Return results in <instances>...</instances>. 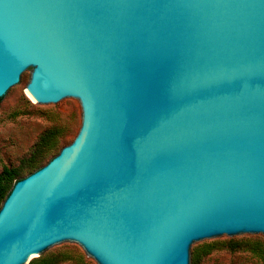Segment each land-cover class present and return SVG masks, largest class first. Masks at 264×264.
<instances>
[{
	"label": "water",
	"instance_id": "95a60500",
	"mask_svg": "<svg viewBox=\"0 0 264 264\" xmlns=\"http://www.w3.org/2000/svg\"><path fill=\"white\" fill-rule=\"evenodd\" d=\"M82 105L73 141L0 207V264L77 244L192 264L264 238V0H0V101Z\"/></svg>",
	"mask_w": 264,
	"mask_h": 264
},
{
	"label": "rangeland",
	"instance_id": "374dc122",
	"mask_svg": "<svg viewBox=\"0 0 264 264\" xmlns=\"http://www.w3.org/2000/svg\"><path fill=\"white\" fill-rule=\"evenodd\" d=\"M29 74L23 89L5 102L0 101V172L4 166L17 167L30 156L40 136L56 128V144L49 150L38 168L46 164L65 145L71 143L82 123V105L70 100L61 108H43L26 93ZM36 170V169H35ZM27 171H23L26 176ZM256 244L264 252L263 237L220 239L194 246V253L201 254L197 264H264V256L251 250L231 249L229 242ZM57 257V264H97L84 248L77 244L59 246L50 256ZM49 256V257H50Z\"/></svg>",
	"mask_w": 264,
	"mask_h": 264
},
{
	"label": "trees",
	"instance_id": "16d2710c",
	"mask_svg": "<svg viewBox=\"0 0 264 264\" xmlns=\"http://www.w3.org/2000/svg\"><path fill=\"white\" fill-rule=\"evenodd\" d=\"M2 98H0L1 100ZM57 130L56 128L49 129L45 133H43L38 141L36 142L32 153L29 157L23 159L19 166L17 167H8L4 166L0 172V207L5 199V197L9 194L13 184L25 177L23 176V171H27L28 174L38 169V164L42 161L45 154L51 150L56 144L57 139ZM59 152V151H58ZM27 174V175H28ZM245 249L251 250L252 252L264 256V252L259 249L256 244H253L249 241L246 242H229L228 247L231 249H236L242 247ZM201 254L199 252H195L192 258V264H197ZM58 260L56 256L38 257L35 260H32L29 264H57Z\"/></svg>",
	"mask_w": 264,
	"mask_h": 264
},
{
	"label": "bare ground",
	"instance_id": "6f19581e",
	"mask_svg": "<svg viewBox=\"0 0 264 264\" xmlns=\"http://www.w3.org/2000/svg\"><path fill=\"white\" fill-rule=\"evenodd\" d=\"M26 93L28 94V96H30L32 99L36 100L35 96L33 95V93L31 92V90L29 88H26Z\"/></svg>",
	"mask_w": 264,
	"mask_h": 264
}]
</instances>
